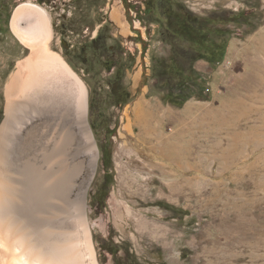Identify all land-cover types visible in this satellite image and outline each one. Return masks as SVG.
<instances>
[{"label": "rangeland", "instance_id": "1", "mask_svg": "<svg viewBox=\"0 0 264 264\" xmlns=\"http://www.w3.org/2000/svg\"><path fill=\"white\" fill-rule=\"evenodd\" d=\"M27 1L46 9L53 49L88 89L99 158L86 201L97 263L264 264V0H178L199 16L245 13L219 37L227 43L220 63L186 64L204 78L207 98L181 107L152 77L151 56L169 47L158 24L140 14L145 0H0L1 91L29 54L11 30ZM115 7L127 31L112 18ZM112 61L125 65L124 105L110 98ZM137 101L158 106L153 136L134 120ZM4 115L2 95L0 122Z\"/></svg>", "mask_w": 264, "mask_h": 264}, {"label": "bare ground", "instance_id": "2", "mask_svg": "<svg viewBox=\"0 0 264 264\" xmlns=\"http://www.w3.org/2000/svg\"><path fill=\"white\" fill-rule=\"evenodd\" d=\"M111 15L127 31L120 7ZM11 30L29 54L0 89V264H98L86 201L99 158L88 89L53 49L45 8L21 3ZM158 111L156 104H134L145 136L154 135ZM124 130L132 133L130 122Z\"/></svg>", "mask_w": 264, "mask_h": 264}, {"label": "trees", "instance_id": "3", "mask_svg": "<svg viewBox=\"0 0 264 264\" xmlns=\"http://www.w3.org/2000/svg\"><path fill=\"white\" fill-rule=\"evenodd\" d=\"M144 5L140 14L158 24L159 35L169 47L167 55L151 56V72L156 87L163 91L166 101L176 107H181L194 97L206 99L204 78L197 71L189 74L186 64L199 60L211 66L220 63L225 57L227 43L219 37L231 33L226 27L229 23L245 21V13L199 16L178 0H145ZM157 9L160 12L155 16ZM113 67L116 70L110 98L112 104L124 105L131 98L130 92L121 82L125 65L121 61H112L107 68ZM105 165L110 166V159ZM107 193L106 190L103 199ZM108 252L113 253L110 250Z\"/></svg>", "mask_w": 264, "mask_h": 264}]
</instances>
